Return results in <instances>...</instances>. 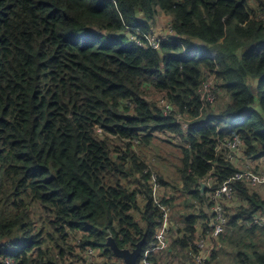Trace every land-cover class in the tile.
Wrapping results in <instances>:
<instances>
[{
  "label": "trees",
  "instance_id": "1",
  "mask_svg": "<svg viewBox=\"0 0 264 264\" xmlns=\"http://www.w3.org/2000/svg\"><path fill=\"white\" fill-rule=\"evenodd\" d=\"M156 140L181 151L177 185L148 158ZM233 140L264 162V0H0V264H113L109 236L123 249L146 237L140 263L166 207L186 261L211 229L200 181L238 171ZM235 187L209 264H264V192Z\"/></svg>",
  "mask_w": 264,
  "mask_h": 264
},
{
  "label": "built area",
  "instance_id": "2",
  "mask_svg": "<svg viewBox=\"0 0 264 264\" xmlns=\"http://www.w3.org/2000/svg\"><path fill=\"white\" fill-rule=\"evenodd\" d=\"M169 31V30H168ZM164 31L155 32L153 35H148V39L150 41V45L154 48H159L163 40L168 38V34L164 35ZM214 84L215 80L213 78H209L206 81L202 88L201 93L203 98L210 101L214 97ZM163 103L159 102L161 106H164L166 110V114L169 113L172 109L171 104L162 96ZM188 125L185 123V127ZM241 147V151L244 152L242 148V144L239 140L229 141L227 143V147L231 150L228 153L227 157L229 160H233L235 158V154H233V148ZM245 182L247 186L252 190L256 187L264 188V169H255L251 166V164L246 163L243 168H238L233 176L225 180L219 187L212 189V185L210 182L208 183V188L210 191L207 193V196L210 198L212 202V216L210 226L211 229L207 234H204L203 229L200 230L199 236L200 238L197 241L198 251L192 253L189 250L186 251V261L184 260V264H209L212 259V256L216 249H220L222 247V243L220 241L221 235L229 228V215L226 211V207L232 208L237 206L240 202V198L237 195V189L235 187L236 183ZM159 187V185H157ZM233 203H232V201ZM165 209V220L163 226L159 228V231L156 235L158 242L153 246H158L163 249L171 250L170 246V213L172 209L169 207ZM264 219V215L259 212L257 214L256 221H261ZM227 232V231H226ZM209 244H212L210 246ZM93 252V250H90ZM147 252L144 253V257L142 258L141 262L138 264H153L148 259ZM91 262L94 264H99L100 262L92 259Z\"/></svg>",
  "mask_w": 264,
  "mask_h": 264
},
{
  "label": "rangeland",
  "instance_id": "3",
  "mask_svg": "<svg viewBox=\"0 0 264 264\" xmlns=\"http://www.w3.org/2000/svg\"><path fill=\"white\" fill-rule=\"evenodd\" d=\"M163 20H165V18H163ZM166 22H167V19L164 22H160L161 26L160 27H156V30L158 32H161V30L163 28H166V25H167ZM164 23H166L165 26H164ZM167 34H168V30L164 33V35H167ZM147 90L149 91V94L151 95L150 96L151 100H153L154 102L159 101V102L163 103V99H162V95L161 94L155 93L150 86L147 88ZM217 90H218V88L214 84V90H213L214 97L212 98V100L209 101L211 105L215 104L216 101H217L215 99V97L217 96V93H216ZM150 147H151V150L148 151V158L152 159V160H154L155 158L158 159L160 164L162 165V167L167 170L165 172L167 179L171 183L177 185L178 182L180 181L179 180V173H178V165L177 164L180 163V161H181L180 160L181 151L175 149L172 145L166 144L162 140L153 141V143L150 145ZM155 148H162L163 151H160V153L163 152L165 154V159L158 157L159 154L157 156L154 154L156 151H158ZM227 148L229 149V147H227ZM230 152H231V150H230ZM233 154H235V158L232 160V162L236 165L237 168H243L246 163H249L255 169H264L263 159L255 160V159H252V158H248L245 155V153L243 151H241V147L240 146L236 147V148H233ZM207 185H208V183H207ZM164 191H165L164 189H162L160 187H156V192H157V194H159V196H162ZM252 191H257V192L262 191V192H264V188L256 187V188H253ZM180 201H182V199H179L178 202H180ZM231 201H232V199H231ZM232 203H233V201H232ZM226 211L229 214L231 212V208L226 207ZM173 213H172V215H173ZM177 230H178V227L175 226V231L177 232ZM226 231L224 232V234H226ZM209 245L212 246V244H209ZM149 249H150V247L147 248L146 252ZM162 254L164 255L163 256L164 258L165 257L168 258V256H166L167 255L166 252H162ZM229 259L231 260V256H229ZM111 260L113 261V264H124L123 259L117 257L116 255H113ZM174 260H176L177 264H181V260H182L181 258L174 259ZM96 261L98 262L97 259H96ZM218 261L221 262V263H217V264H228V258L227 257L225 258L224 261H221V259L218 260ZM165 262L168 263L167 260H165Z\"/></svg>",
  "mask_w": 264,
  "mask_h": 264
},
{
  "label": "water",
  "instance_id": "4",
  "mask_svg": "<svg viewBox=\"0 0 264 264\" xmlns=\"http://www.w3.org/2000/svg\"><path fill=\"white\" fill-rule=\"evenodd\" d=\"M202 193L205 192L207 188V182L204 180L200 181ZM146 242V237L139 241L134 249H123L120 248L113 236H109L107 240V245L111 248L114 254L123 259L124 264H138L139 257L143 254L144 244Z\"/></svg>",
  "mask_w": 264,
  "mask_h": 264
},
{
  "label": "crops",
  "instance_id": "5",
  "mask_svg": "<svg viewBox=\"0 0 264 264\" xmlns=\"http://www.w3.org/2000/svg\"><path fill=\"white\" fill-rule=\"evenodd\" d=\"M163 18L160 19V22H164L166 20V18H165V20H163ZM161 31L166 32L167 29L163 28V30H161ZM174 233H176V232H173V233L170 232V234H169L171 250L163 249V248H160L158 246H153L147 251V254L150 256V254L153 253L159 259L160 264H168V263L169 264H177L176 260H174V259H178L181 257L177 254L176 249H174L172 244H171L173 238L174 237L176 238V236H177V234H174ZM178 249H180V248H178ZM162 252H166V254H167L166 256H168V258H166V257L164 258L163 257L164 255L162 254ZM181 259L184 261L183 258H181ZM165 260H167L168 263H166ZM182 260H181V264H184V262Z\"/></svg>",
  "mask_w": 264,
  "mask_h": 264
},
{
  "label": "clouds",
  "instance_id": "6",
  "mask_svg": "<svg viewBox=\"0 0 264 264\" xmlns=\"http://www.w3.org/2000/svg\"><path fill=\"white\" fill-rule=\"evenodd\" d=\"M156 102H159V101H156Z\"/></svg>",
  "mask_w": 264,
  "mask_h": 264
}]
</instances>
